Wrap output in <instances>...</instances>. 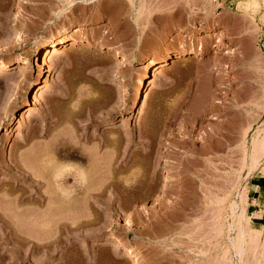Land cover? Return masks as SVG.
<instances>
[{"label":"rangeland","instance_id":"obj_1","mask_svg":"<svg viewBox=\"0 0 264 264\" xmlns=\"http://www.w3.org/2000/svg\"><path fill=\"white\" fill-rule=\"evenodd\" d=\"M59 37L98 45L39 64ZM3 59L0 264H264V0H0Z\"/></svg>","mask_w":264,"mask_h":264},{"label":"bare ground","instance_id":"obj_2","mask_svg":"<svg viewBox=\"0 0 264 264\" xmlns=\"http://www.w3.org/2000/svg\"><path fill=\"white\" fill-rule=\"evenodd\" d=\"M79 29H76V32L78 31ZM75 32V31H74ZM16 38H19L18 36L16 37ZM19 40V39H18ZM93 42H95V43H93ZM95 44H97L98 45V43H96V41H90V40H85V39H77V38H68V37H59L58 39H55V40H53V41H51V43H50V46L43 52V57L41 58L42 59V61H40V60H38V63L40 64V62H41V65H46L47 66V64L48 63H50V62H52L55 58H57V57H60V56H64V55H66V53H68V51L69 50H73V51H75V49H79V48H83V47H92L93 45H95ZM99 47L101 48V49H104V48H108V52L111 54V58H116L117 60H119L120 62H122L125 66H126V68H128V69H130V73H131V69H134L135 67H138L140 64H142L143 63V61L145 60V58H146V55L149 53V51H148V49L147 48H143V47H145L144 45H143V47H141V46H139V47H137V48H135V49H133L132 51H130V52H128V51H126L125 49H124V47H120V46H107V45H105L104 43H102V42H100V44H99ZM98 47V48H99ZM97 48V47H96ZM150 48H151V51H152V47L150 46ZM149 48V49H150ZM156 48V47H155ZM87 49V48H86ZM84 50V49H83ZM158 50V49H157ZM99 51V50H98ZM106 51V50H105ZM159 51V50H158ZM155 52V51H154ZM153 52V53H154ZM152 53V52H151ZM159 53V52H158ZM195 53H196V51H195ZM197 54V53H196ZM158 55V54H157ZM167 55V54H166ZM166 55H164V56H166ZM177 56H175L176 57V59L177 58H180L181 59V57H182V55L180 54V53H178V54H176ZM37 56V55H36ZM152 56H154L153 54H152ZM160 56V55H159ZM196 56V55H195ZM197 57V56H196ZM183 58H185V57H183ZM182 58V59H183ZM194 58V56L193 57H191V59H193ZM162 58H159V59H157V61H155L154 63H153V66L154 65H156V63L157 62H159L160 60H161ZM190 59V58H189ZM25 60H27V59H25ZM9 63L7 62V61H4V59L3 60H0V69H2V68H5V67H7V65H8ZM37 66V65H36ZM39 68H41V67H39ZM140 68V67H139ZM37 69H38V66H37ZM137 71V70H136ZM135 71V72H136ZM38 72H40V70L38 69ZM37 72V73H38ZM109 72V71H108ZM138 72H139V70H138ZM132 73H133V71H132ZM25 75V74H24ZM142 77V76H141ZM148 90V89H147ZM146 94H148V93H146ZM146 94H144L143 96V101L145 102V98L147 97V95ZM142 97V96H141ZM141 100V99H140ZM139 105H140V103H139ZM141 107V106H140ZM142 108V107H141ZM140 108V109H141ZM141 111V110H140ZM139 111V109H138V111H137V113H139L140 112ZM135 113V112H134ZM141 113V112H140ZM139 115V114H138ZM128 116V115H127ZM56 136H57V134H56ZM215 136V135H214ZM56 142V141H55ZM228 142H229V140H228ZM43 158H44V156H43ZM50 158V157H49ZM53 159V158H52ZM45 160H46V163H47V159L45 158ZM44 160V161H45ZM54 160V159H53ZM17 164V163H16ZM17 166V165H16ZM82 167V166H81ZM17 168H18V166H17ZM77 169V172H75V173H71V171L70 170H67V169H65V170H63L62 171V176H59V175H57V176H59V177H56V178H54L55 179V181L54 182H52L53 183V185L52 184H50L51 185V187L53 186V187H55V193L54 194H56L57 195V197H56V195H55V197L57 198V200L59 199L60 201H58V202H60V203H56L55 202V200L54 199H52L53 197H51V195H49V196H47V198L49 197L50 199H52V200H54V204L55 205H51V201L49 202L50 203V205L48 204V206L46 207V208H48V210L49 211H51V210H55V211H59V210H73V209H76V208H78L79 209V207H76V206H74V205H72L71 204V202H72V200L73 199H75V198H77V196L79 197L80 196V198L82 197V199L83 200H86L85 202H87V200L93 195L94 196V191L91 189H89V187L87 186V181H86V174H85V172L83 171V169H79L78 167H76ZM11 170V169H10ZM65 171V172H64ZM30 172V171H29ZM32 172V171H31ZM34 175V174H33ZM60 175H61V172H60ZM100 175V174H99ZM38 176V175H37ZM67 176H71V178H73V176L75 177V180H76V183H77V186L76 187H78L79 188V190L77 189V190H75V188L73 189V187L71 188V186H73V185H71L70 187L67 185V180H66V178H68ZM33 178V177H32ZM32 178H30L29 180L28 179H21V180H19L20 182H22L23 184H25L30 190H32V188L33 187H35L36 185L34 184L33 185V183H37L38 181H34V180H32ZM38 178V177H37ZM36 178V179H37ZM98 178H102L101 176L100 177H98ZM103 179V178H102ZM16 180V179H15ZM38 180V179H37ZM70 180V179H69ZM68 180V181H69ZM73 181H74V178H73ZM49 182V181H48ZM67 182V183H66ZM75 182V181H74ZM39 183V182H38ZM37 183V184H38ZM75 184V183H74ZM49 185V186H50ZM76 185V184H75ZM11 187L12 188H15V186L14 185H11ZM26 187V188H27ZM75 187V186H74ZM10 192V191H9ZM26 192V191H25ZM27 192H29V191H27ZM31 192V191H30ZM8 193V192H7ZM38 193V192H37ZM3 194V193H2ZM40 193H38V195L36 194H30V196H28V199L29 198H31L32 200H34V202L35 203H37L38 205H41L42 203H43V201L45 200V195H39ZM48 194V193H47ZM51 194V193H50ZM53 194V193H52ZM54 194H53V196H54ZM8 195V194H7ZM1 196H3V195H1ZM6 196V195H5ZM2 197V198H4V199H7L6 197ZM10 196V195H9ZM8 197V196H7ZM92 198V197H91ZM26 199V198H25ZM25 199H23V198H19L18 200H17V202H16V206L14 207V208H17V210H18V208L20 209V207L21 206H24L23 204H27V201H25ZM1 200V199H0ZM2 201H3V199H2ZM5 201V200H4ZM3 201V202H4ZM28 201H30V200H28ZM4 203H7L6 201L4 202ZM53 203V202H52ZM29 204V203H28ZM81 205H83L84 206V203L82 204L81 203ZM83 206H81V207H83ZM87 206V205H86ZM11 207V206H10ZM3 208V207H2ZM86 208V207H85ZM1 209V208H0ZM3 210V209H2ZM3 212V211H2ZM16 213H17V211H16ZM19 215V214H18ZM1 218H2V216H1ZM3 220V219H2ZM4 221H5V219H4ZM3 221V223H4V225H5V222ZM2 222V221H1ZM7 223V222H6ZM8 224V223H7ZM18 224V223H17ZM9 225V224H8ZM5 227H6V225H5ZM43 234H44V232H42ZM109 240V239H108ZM131 243V242H130ZM135 245L136 244H134V247H132V248H135ZM137 246V245H136ZM92 256V255H91ZM116 261V260H115Z\"/></svg>","mask_w":264,"mask_h":264},{"label":"crops","instance_id":"obj_3","mask_svg":"<svg viewBox=\"0 0 264 264\" xmlns=\"http://www.w3.org/2000/svg\"><path fill=\"white\" fill-rule=\"evenodd\" d=\"M261 184H262V180H260L258 184L253 185V187L251 188V191L257 192L256 189H259ZM253 199H256V198H254V197H248V203H249L248 204V207H253V204L251 202Z\"/></svg>","mask_w":264,"mask_h":264}]
</instances>
